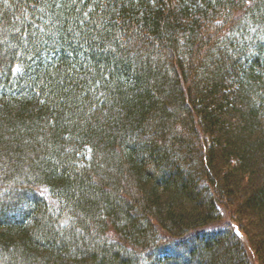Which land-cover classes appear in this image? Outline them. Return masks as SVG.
<instances>
[{
    "label": "trees",
    "instance_id": "trees-1",
    "mask_svg": "<svg viewBox=\"0 0 264 264\" xmlns=\"http://www.w3.org/2000/svg\"><path fill=\"white\" fill-rule=\"evenodd\" d=\"M0 264H264V0H0Z\"/></svg>",
    "mask_w": 264,
    "mask_h": 264
},
{
    "label": "rangeland",
    "instance_id": "rangeland-1",
    "mask_svg": "<svg viewBox=\"0 0 264 264\" xmlns=\"http://www.w3.org/2000/svg\"><path fill=\"white\" fill-rule=\"evenodd\" d=\"M8 216H13L15 214H13V212H9L7 214ZM189 244H187L188 246ZM185 251V247H179L177 245L173 246V247H168L165 250L160 251L158 254H156L153 259L156 260L157 258H162L165 254H169L171 256H182L184 254Z\"/></svg>",
    "mask_w": 264,
    "mask_h": 264
},
{
    "label": "snow or ice",
    "instance_id": "snow-or-ice-1",
    "mask_svg": "<svg viewBox=\"0 0 264 264\" xmlns=\"http://www.w3.org/2000/svg\"><path fill=\"white\" fill-rule=\"evenodd\" d=\"M70 2H71L72 4H75V3L77 2V0H70Z\"/></svg>",
    "mask_w": 264,
    "mask_h": 264
}]
</instances>
